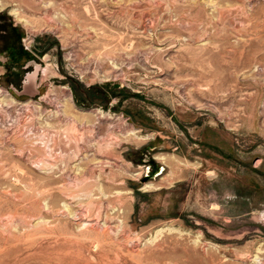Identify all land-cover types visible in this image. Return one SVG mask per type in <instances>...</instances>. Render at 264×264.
Segmentation results:
<instances>
[{
	"label": "rangeland",
	"instance_id": "1",
	"mask_svg": "<svg viewBox=\"0 0 264 264\" xmlns=\"http://www.w3.org/2000/svg\"><path fill=\"white\" fill-rule=\"evenodd\" d=\"M0 89V264H264V0H0Z\"/></svg>",
	"mask_w": 264,
	"mask_h": 264
},
{
	"label": "crops",
	"instance_id": "2",
	"mask_svg": "<svg viewBox=\"0 0 264 264\" xmlns=\"http://www.w3.org/2000/svg\"><path fill=\"white\" fill-rule=\"evenodd\" d=\"M8 58H11V57H13V54L11 53V48H9L8 50ZM39 64H37L36 62H34V61H32V60H27V61H25L24 63H17V64H15V65H13V66H11L10 67V69H11V72H8L7 74H9L8 75V77H6V78H4L3 80H5V79H7V80H9V86H11V90L15 93V91L14 90H16V91H18V92H23V86H24V82H27L28 83V79H27V77H28V75L29 74H32V73H34V71H35V67L36 66H38ZM41 66V65H40ZM42 67V66H41ZM12 72L13 73H19L20 75H21V77H20V80L19 81H17V82H12L11 81V74H12ZM38 76H37V85H36V87H35V89L37 90V91H39L40 92V94L42 93V86H43V82H46V81H42V79L39 77L40 76V72H39V74H37ZM16 94V93H15ZM17 95V94H16ZM17 96H19V95H17ZM19 97H21V98H29V99H31L29 96H27V95H21V96H19Z\"/></svg>",
	"mask_w": 264,
	"mask_h": 264
},
{
	"label": "water",
	"instance_id": "3",
	"mask_svg": "<svg viewBox=\"0 0 264 264\" xmlns=\"http://www.w3.org/2000/svg\"><path fill=\"white\" fill-rule=\"evenodd\" d=\"M40 69H41V66L38 65L35 67L34 73L28 75V77H27L28 83L24 82L23 92H18L16 90H14L17 95H19V96L27 95L31 99H34V98H37L38 96H40V92L35 89V87L37 85V76H38L37 74H39ZM154 167L156 169L159 166L155 165ZM159 169L161 170L163 168H159ZM156 174H158V172H154V173L146 176L144 182L149 181L152 178H155Z\"/></svg>",
	"mask_w": 264,
	"mask_h": 264
},
{
	"label": "bare ground",
	"instance_id": "4",
	"mask_svg": "<svg viewBox=\"0 0 264 264\" xmlns=\"http://www.w3.org/2000/svg\"><path fill=\"white\" fill-rule=\"evenodd\" d=\"M16 14V13H15ZM41 73H42V75H43V77L45 78V79H47V68H42V71H41ZM169 156H167V155H159V156H157L156 157V159L157 160H160V161H162V162H168V161H170V158H168ZM174 162V161H173ZM148 171V170H147ZM163 172H164V169H161L159 172H158V174H156V176L155 177H157L158 175H161V174H163ZM149 173V172H148ZM152 181V180H151ZM153 184L151 183V182H148L146 185H145V187L146 188H152L153 186H152Z\"/></svg>",
	"mask_w": 264,
	"mask_h": 264
},
{
	"label": "built area",
	"instance_id": "5",
	"mask_svg": "<svg viewBox=\"0 0 264 264\" xmlns=\"http://www.w3.org/2000/svg\"><path fill=\"white\" fill-rule=\"evenodd\" d=\"M33 40L30 38V37H27L23 40V46H24V49L27 50V51H31L32 50V47H33ZM1 92H4V90L0 89ZM5 94H8L10 95V93L6 90L4 92Z\"/></svg>",
	"mask_w": 264,
	"mask_h": 264
},
{
	"label": "flooded vegetation",
	"instance_id": "6",
	"mask_svg": "<svg viewBox=\"0 0 264 264\" xmlns=\"http://www.w3.org/2000/svg\"><path fill=\"white\" fill-rule=\"evenodd\" d=\"M149 167H150V170L152 168V170L150 171L151 174L154 173V172H159L160 171V169H159L160 167H158V168L155 169L154 165H151V164L149 165Z\"/></svg>",
	"mask_w": 264,
	"mask_h": 264
}]
</instances>
